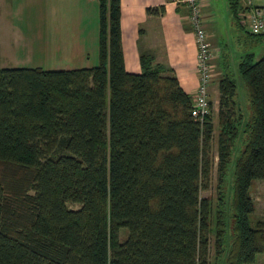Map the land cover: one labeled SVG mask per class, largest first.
<instances>
[{"label": "trees", "instance_id": "obj_1", "mask_svg": "<svg viewBox=\"0 0 264 264\" xmlns=\"http://www.w3.org/2000/svg\"><path fill=\"white\" fill-rule=\"evenodd\" d=\"M226 2L235 21L240 2ZM119 16V0H97L92 67L0 69V264H210L209 234L217 263H252L264 255V221L248 218L250 183L264 179V56L237 66L246 121L234 81H217L227 191L213 202L200 196L210 117L194 120L191 97L152 54L125 72Z\"/></svg>", "mask_w": 264, "mask_h": 264}, {"label": "crops", "instance_id": "obj_2", "mask_svg": "<svg viewBox=\"0 0 264 264\" xmlns=\"http://www.w3.org/2000/svg\"><path fill=\"white\" fill-rule=\"evenodd\" d=\"M217 1L220 0L201 2V12L204 10L203 24L209 31H212L211 26L216 23V10L213 5ZM49 4L52 10L59 13L54 17V22L59 25L55 27L59 35L54 39L51 49L36 47L35 50L42 55L47 51L55 54L56 61L62 66H67L65 60H70L75 55L81 57V61L86 60L84 40H96L97 0H50ZM27 6L32 8L28 22L32 24L42 19L41 16H35V8L39 10L38 6H43L40 0H0V58L3 64L9 58L12 62L20 63L21 67H39L25 65L30 64V60L22 59L29 54V45H34L35 42L29 41L26 29H21L16 23L19 19L16 14ZM119 6L120 44L125 72L139 74L138 56L141 52H148L152 54L154 62L172 71L181 90L191 96L198 84V76L193 69L197 49L191 27L185 20V15L188 14L186 6L173 0H119ZM48 19L51 20L52 17ZM75 32H78L77 37ZM85 34L87 36L83 37ZM214 59L215 62H210L211 70L215 66L219 67V56ZM56 68H62L59 65L54 70H70ZM211 72L213 74V70ZM164 75L170 76L171 73L166 72ZM209 91L216 92V84L209 87Z\"/></svg>", "mask_w": 264, "mask_h": 264}, {"label": "rangeland", "instance_id": "obj_3", "mask_svg": "<svg viewBox=\"0 0 264 264\" xmlns=\"http://www.w3.org/2000/svg\"><path fill=\"white\" fill-rule=\"evenodd\" d=\"M43 3V6L40 7L39 10L35 8V16H41L42 19L36 20L32 24L28 22V15L31 13L32 8L30 6L24 7L16 14V17L19 16V19L16 20L17 26L21 29H26L28 33V40H34V45H29L30 52L27 56L22 57L23 60H30V64L25 65H33L39 66L44 70H52L57 65L62 68L56 69H79L81 67H92L97 63V35H98V22H97V31H96V40L92 42L90 39L84 40V57L86 60L81 61V57L75 55L70 60H65L68 63L67 66H62L60 62L56 61V55L47 51L45 54H41L36 51L35 48H47L51 49L52 43L54 39L59 35L56 33L59 25L54 22V17L59 15L57 10H52L49 1L50 0H40ZM211 1V0H210ZM245 0H241L239 3L240 10L237 11V15L235 16V21L231 18L229 11L227 9V4L225 0L217 1L213 7L216 10V23L211 26V30L209 31L206 27H203L204 32L210 37V42L214 45L212 49L217 51L216 53L211 52V59L219 56L218 66H215L213 70V74L211 76V82L207 87L208 93V104L210 108V121L213 127V131L211 134L210 146H209V154H210V173L208 179V188L206 190L200 191L201 197H206L211 201L216 202L218 198V193L223 191L225 193L227 191L226 184L223 185L222 182L217 184V176H216V167H217V134H218V126H217V91L211 93L209 91V87L213 84L217 85L218 79L223 76H229L235 83V97L234 103L238 112L242 115V120H247L246 108L248 105V100L246 98L247 94L243 85V82L240 78V75L237 71L238 63L245 55H251L252 61L255 62L264 56V40L259 37L250 36L247 33V29L245 26V22L242 21L241 17V9L243 7V3ZM238 7V8H239ZM204 10L201 12L203 15ZM48 17H52L51 20ZM187 18V14L185 15V20ZM203 20V19H202ZM238 23V24H237ZM204 26V24H203ZM78 32H75V37H77ZM87 36L85 34L83 37ZM59 43V41H57ZM210 44V46H212ZM61 57V56H60ZM216 59L210 60L211 63L215 62ZM64 62V61H63ZM61 62V63H63ZM2 59L0 58V67L2 68H11V67H21L20 63L12 62L9 58H6V63L3 64ZM65 64V63H63ZM24 65V66H25ZM68 67V68H65ZM211 70V71H212ZM215 75V76H214ZM198 86V84H197ZM196 86V87H197ZM246 94V95H245ZM238 146V147H237ZM241 148L239 143H235V148ZM236 154L234 152L231 155V158ZM232 168V167H231ZM230 168V171H231ZM231 178V176H230ZM229 179H225V183L230 182ZM249 196L253 203V210L248 215L249 222L251 225L256 220L264 221V179H254L251 181L249 189ZM69 208H76L77 205L75 203L67 202L66 204ZM125 236V229L121 230ZM123 234L120 235L123 238ZM123 240V239H122ZM213 236L212 234L208 235V249L209 256L208 260L210 264H219L216 260L213 259V248H212ZM249 264H264V255L256 254L254 257V261Z\"/></svg>", "mask_w": 264, "mask_h": 264}, {"label": "built area", "instance_id": "obj_4", "mask_svg": "<svg viewBox=\"0 0 264 264\" xmlns=\"http://www.w3.org/2000/svg\"><path fill=\"white\" fill-rule=\"evenodd\" d=\"M173 2L181 3L188 10L186 21L191 27L194 41L196 43V58L194 62V72L198 76V86L191 97V115L194 120L202 125L207 116H209L210 108L208 104L207 85L210 83L211 72V52L217 51L212 49L204 38L208 36L203 29V20L201 15L202 0H173ZM250 34L264 35V0H245L239 15ZM218 56V55H217Z\"/></svg>", "mask_w": 264, "mask_h": 264}, {"label": "bare ground", "instance_id": "obj_5", "mask_svg": "<svg viewBox=\"0 0 264 264\" xmlns=\"http://www.w3.org/2000/svg\"><path fill=\"white\" fill-rule=\"evenodd\" d=\"M201 11V10H200ZM247 29V28H246ZM247 32H248V30H247ZM249 33V32H248ZM250 34V33H249ZM251 35H253V34H251ZM255 36H264V35H255ZM204 41L205 42H208L209 44H210V42H209V37L208 36H206L205 38H204ZM209 85V84H208ZM208 85H207V87H208ZM206 91H207V88H206Z\"/></svg>", "mask_w": 264, "mask_h": 264}]
</instances>
